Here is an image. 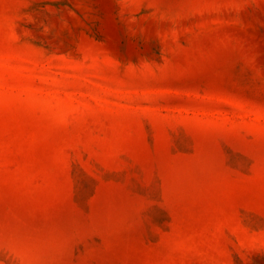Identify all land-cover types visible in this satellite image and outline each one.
<instances>
[{
    "label": "rangeland",
    "instance_id": "1",
    "mask_svg": "<svg viewBox=\"0 0 264 264\" xmlns=\"http://www.w3.org/2000/svg\"><path fill=\"white\" fill-rule=\"evenodd\" d=\"M0 264H264V0H0Z\"/></svg>",
    "mask_w": 264,
    "mask_h": 264
}]
</instances>
